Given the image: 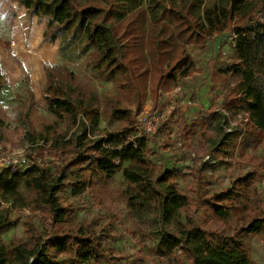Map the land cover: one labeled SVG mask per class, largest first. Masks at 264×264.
<instances>
[{
    "label": "rangeland",
    "instance_id": "rangeland-1",
    "mask_svg": "<svg viewBox=\"0 0 264 264\" xmlns=\"http://www.w3.org/2000/svg\"><path fill=\"white\" fill-rule=\"evenodd\" d=\"M76 1L81 6L104 9L103 16L120 38L119 60L127 65L119 70L109 64L110 60H102L88 43L80 22L54 43L46 42L47 17L30 16L17 0H0V68L4 76L0 87V158L14 154L26 158L29 165L36 157L51 173L56 165L62 167V162L47 152L32 156L28 152L27 134L57 123L45 101L51 73L71 78L73 85L92 99L100 110L101 130H134L137 135H146L150 162L160 171H174L178 190L192 200L222 192L234 178L250 170L264 173V137L260 140L245 114L228 102L238 79L216 75L218 69L236 59L235 47L242 41L235 34L236 24L250 30L264 23V0H242L243 10L231 29L206 39L198 36L196 24L205 22L207 7L229 6V0ZM245 37L253 53L255 87L264 98V38L251 31ZM185 57L194 65L192 74L184 77L178 72L168 79L172 66ZM114 110L121 111L119 118L113 115ZM219 121L224 122V133L229 136L214 142ZM57 126L62 133L70 128L67 121H58ZM4 168L0 162V172ZM63 171L71 178L76 169L68 166ZM254 186L257 194L253 203L261 199L264 204V177ZM126 189L119 172L83 195L74 197L71 188H65L58 197L70 206L77 222L92 231L108 232L104 247L112 252L115 264H172L168 257L157 254L159 239L152 224L129 212ZM9 214L14 226L1 236L6 247L28 241L27 225L43 234L51 231L48 209H10ZM186 215L181 213L182 223ZM195 219L200 227L205 225L202 210L196 211ZM238 219L239 214H232L228 226L236 225ZM245 243L251 259L264 264V231L249 236ZM176 255L190 263L182 251Z\"/></svg>",
    "mask_w": 264,
    "mask_h": 264
},
{
    "label": "trees",
    "instance_id": "trees-1",
    "mask_svg": "<svg viewBox=\"0 0 264 264\" xmlns=\"http://www.w3.org/2000/svg\"><path fill=\"white\" fill-rule=\"evenodd\" d=\"M17 1L27 8L30 16L48 18L44 32L46 42L54 43L80 22L88 43L99 51L102 60H110L109 64L119 70L127 65L119 60L120 38L109 25L107 16H103L102 7L81 6L76 0ZM242 10V0H229V6L207 7L205 22L196 24L198 36L206 39L228 32ZM92 19L98 21L92 23ZM249 31L264 38V23L250 30L241 23L236 24L235 34L242 40L235 47L236 59L228 67L218 69L216 75L238 79L228 102L245 114L262 140L264 98L255 87L253 53L245 41ZM1 46L9 45L2 43ZM193 69L189 57L181 58L172 66L167 78H174L178 72L189 76ZM3 78L0 68V87ZM45 101L57 123L28 133V152L31 156L47 152L48 156L61 161L62 167L56 165L51 173L33 157L23 171L4 168L0 172V264H99L102 261L115 264L112 252L104 247L108 232L92 231L77 222L70 206L63 205L58 196L65 188H71L74 197L83 195L119 172L127 185L129 212L152 224L156 230L153 233L159 239L157 254L160 257H168L172 264H185L176 255V251H182L190 260L189 264H257L249 255L245 239L264 231L263 201L258 199L253 203V196L257 194L254 184L264 173L250 170L234 178L222 192L192 200L178 190L174 171H160L150 162L146 135H137L134 130L107 132L100 129L99 108L73 85L71 78L48 73ZM119 114L121 111H113L115 117L119 118ZM58 121H67L68 131L62 133ZM216 128L218 131L212 139L222 142L228 135L224 133V122L219 121ZM68 166L76 169L71 178L63 171V167ZM40 208L50 211L51 231L43 234L27 225L28 241L6 247L1 236L14 226L10 209ZM197 210L203 211V227L196 222ZM184 211L187 215L182 223L180 216ZM232 214H239V219L236 225L229 227L227 221Z\"/></svg>",
    "mask_w": 264,
    "mask_h": 264
},
{
    "label": "built area",
    "instance_id": "built-area-1",
    "mask_svg": "<svg viewBox=\"0 0 264 264\" xmlns=\"http://www.w3.org/2000/svg\"><path fill=\"white\" fill-rule=\"evenodd\" d=\"M1 165L5 168H10L13 171L19 170L22 167H27L28 161L26 158H19L17 155L11 154L7 156H2L0 158Z\"/></svg>",
    "mask_w": 264,
    "mask_h": 264
}]
</instances>
